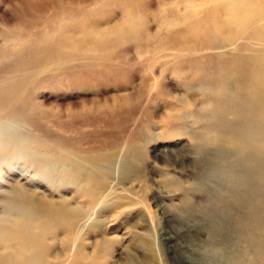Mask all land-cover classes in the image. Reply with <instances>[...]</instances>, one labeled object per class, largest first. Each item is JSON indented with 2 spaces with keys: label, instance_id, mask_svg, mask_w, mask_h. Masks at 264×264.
<instances>
[{
  "label": "rangeland",
  "instance_id": "1",
  "mask_svg": "<svg viewBox=\"0 0 264 264\" xmlns=\"http://www.w3.org/2000/svg\"><path fill=\"white\" fill-rule=\"evenodd\" d=\"M259 7L0 0V253L18 236L9 229L22 207L7 200L21 189L83 211L82 263L190 264L214 238L252 257L261 193L235 179L243 168L225 120L246 115L242 87L222 78L250 75L249 47L212 49L211 23ZM67 230L44 241L48 260L63 255Z\"/></svg>",
  "mask_w": 264,
  "mask_h": 264
},
{
  "label": "bare ground",
  "instance_id": "2",
  "mask_svg": "<svg viewBox=\"0 0 264 264\" xmlns=\"http://www.w3.org/2000/svg\"><path fill=\"white\" fill-rule=\"evenodd\" d=\"M190 18L191 22L195 19L192 15H190ZM212 21L211 26L215 30L211 31L217 32V35L214 33L215 36L212 40V49L229 50L233 46H239L240 40L245 42V49L249 47L247 50L249 53L246 55V58H248L250 75L242 78H238L235 75L222 76V78H224V84H229V86H231L238 83L242 87V95H240L242 97L241 101L244 102L242 103L244 104L243 107H240V111L242 112L237 110V108L235 111H237V113L239 111L246 116L243 121H239L237 117L241 116L240 113H238L240 116L234 115L236 117L231 113V115H229L231 120L228 122L225 120V123L230 122L231 124V127H228L226 132L229 133L228 135L230 136V139L233 141V144H235V161L239 162L240 166L243 168V170L241 169L243 172H236L235 179L238 180L240 184H243L244 187H247L248 189L250 188L251 191H257V189H259L258 193H261L259 205H261L263 210L262 215L261 217L256 218L257 221H255L249 228L252 230L259 229L262 238L259 239L256 250L257 252L253 253L252 257L249 256L251 254L245 253L244 250L229 249L227 245L223 246L220 241L214 238L210 241L211 246L208 247L206 251L203 253H201L202 251L196 252L193 255V262L190 264H264V10L259 7L257 11L251 13L248 12L247 14H241L237 10H230V13H228L225 18L217 22H214L213 19ZM223 30H225V35L221 33ZM256 45L260 46V48L253 47ZM250 47L253 48L250 49ZM244 58L245 57L243 56V59ZM218 91L216 94H219ZM1 93L2 95L4 94L3 92ZM217 96L219 97V95ZM226 101L227 99L223 100L224 103H226ZM238 103L240 102L238 101ZM229 105L231 107L233 103ZM243 108L245 110L244 112ZM249 112L250 115H248ZM232 116L235 120H232ZM222 127L223 126H221V128ZM216 129L217 128H215V131ZM222 131L224 133V130H221V132ZM212 134H210L209 137L211 140H214ZM206 136L205 138L208 137ZM223 139L220 137L219 140H215L216 142L220 140L224 142ZM95 187L96 190L99 191V187ZM16 191L17 193L13 192L15 196H13V198L10 197L11 200L8 199L7 201L13 205H19V207H22V216L15 218V220L11 222V229H9L10 231L16 232V234L13 233V235L15 234L18 236L13 238V245L10 244L7 247L10 249L8 252L0 253V264H67L69 261V264H89L79 262V258L77 259L80 248L78 239L76 238V229L84 215L83 211L78 208L70 207L68 203L65 202L57 203L54 201H41L35 198L32 195L33 193L29 194L28 191L26 192L25 190L17 189ZM92 196L93 197L90 198L89 201L90 205L96 204L97 201V196L95 194ZM92 207L93 206H90L89 209ZM9 225L10 224H8V226ZM63 225L70 228L69 231L67 230L65 232V236L61 240V250L63 251V255L48 260L46 255L50 246H48L47 243L45 244L44 241L48 240L49 235L54 236L59 229L64 227ZM5 226L7 228V225ZM6 230L7 229H5V231ZM5 231L0 232L3 233ZM250 233H252V231ZM3 235L6 236L5 233ZM72 248L75 252L71 257L70 251Z\"/></svg>",
  "mask_w": 264,
  "mask_h": 264
}]
</instances>
